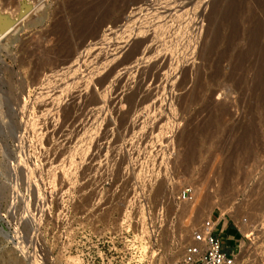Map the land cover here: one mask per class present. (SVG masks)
I'll return each mask as SVG.
<instances>
[{
  "label": "rangeland",
  "instance_id": "obj_1",
  "mask_svg": "<svg viewBox=\"0 0 264 264\" xmlns=\"http://www.w3.org/2000/svg\"><path fill=\"white\" fill-rule=\"evenodd\" d=\"M0 17V264H176L209 215L264 264V0Z\"/></svg>",
  "mask_w": 264,
  "mask_h": 264
},
{
  "label": "built area",
  "instance_id": "obj_2",
  "mask_svg": "<svg viewBox=\"0 0 264 264\" xmlns=\"http://www.w3.org/2000/svg\"><path fill=\"white\" fill-rule=\"evenodd\" d=\"M191 188H183L182 198L192 195ZM219 229L216 231V229ZM219 221L211 215L202 219L190 232L187 242L184 244L181 257L176 264H233L235 254L233 249L227 251L222 245L219 232Z\"/></svg>",
  "mask_w": 264,
  "mask_h": 264
},
{
  "label": "crops",
  "instance_id": "obj_3",
  "mask_svg": "<svg viewBox=\"0 0 264 264\" xmlns=\"http://www.w3.org/2000/svg\"><path fill=\"white\" fill-rule=\"evenodd\" d=\"M219 227H223V231H225V237L230 239L236 245V243L238 242L237 227L234 224H226L224 222H222L221 224L219 223Z\"/></svg>",
  "mask_w": 264,
  "mask_h": 264
},
{
  "label": "bare ground",
  "instance_id": "obj_4",
  "mask_svg": "<svg viewBox=\"0 0 264 264\" xmlns=\"http://www.w3.org/2000/svg\"><path fill=\"white\" fill-rule=\"evenodd\" d=\"M3 17V16H2ZM0 20L2 21L3 23V31H6L10 26H9V23L3 19H1L0 17ZM7 20V19H6ZM2 25V24H1ZM4 33V32H3Z\"/></svg>",
  "mask_w": 264,
  "mask_h": 264
}]
</instances>
